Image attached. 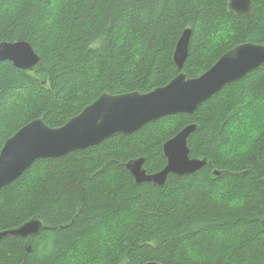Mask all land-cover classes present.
<instances>
[{
  "label": "trees",
  "instance_id": "obj_1",
  "mask_svg": "<svg viewBox=\"0 0 264 264\" xmlns=\"http://www.w3.org/2000/svg\"><path fill=\"white\" fill-rule=\"evenodd\" d=\"M187 28L182 71L195 77L238 44H264V0L248 16L229 0H0V43L28 40L41 57L33 69L0 60V152L35 119L58 127L103 93L166 85ZM189 124L191 156L211 164L137 184L126 163L162 170L164 143ZM36 217L32 250L7 236L0 264H264V64L193 114L37 159L0 190V231Z\"/></svg>",
  "mask_w": 264,
  "mask_h": 264
},
{
  "label": "water",
  "instance_id": "obj_2",
  "mask_svg": "<svg viewBox=\"0 0 264 264\" xmlns=\"http://www.w3.org/2000/svg\"><path fill=\"white\" fill-rule=\"evenodd\" d=\"M229 10L239 16H248L253 11V0H229ZM191 36V28L181 34L173 55L181 72L166 85L147 92H106L61 126L51 127L43 118H38L20 128L6 140L0 152V190L23 175L37 159L63 157L101 144L116 134H132L165 116L193 114L227 85L242 80L264 64V44L245 42L225 52L201 75L188 77L182 69L189 57ZM0 60H9L19 68L33 69L41 57L28 40L4 41L0 43ZM197 128V124H189L164 143L167 163L158 172H149L144 157L128 161L126 167L137 184L148 182L163 187L171 173L190 175L211 164L206 157L191 156L189 137ZM215 174L222 173L215 170ZM43 227V219L36 217L17 228L1 230L0 240L7 236L20 237L31 251L32 237ZM145 264L161 263L149 261Z\"/></svg>",
  "mask_w": 264,
  "mask_h": 264
},
{
  "label": "bare ground",
  "instance_id": "obj_3",
  "mask_svg": "<svg viewBox=\"0 0 264 264\" xmlns=\"http://www.w3.org/2000/svg\"><path fill=\"white\" fill-rule=\"evenodd\" d=\"M214 96V95H213ZM143 128V127H142Z\"/></svg>",
  "mask_w": 264,
  "mask_h": 264
},
{
  "label": "rangeland",
  "instance_id": "obj_4",
  "mask_svg": "<svg viewBox=\"0 0 264 264\" xmlns=\"http://www.w3.org/2000/svg\"><path fill=\"white\" fill-rule=\"evenodd\" d=\"M256 105V104H255Z\"/></svg>",
  "mask_w": 264,
  "mask_h": 264
}]
</instances>
